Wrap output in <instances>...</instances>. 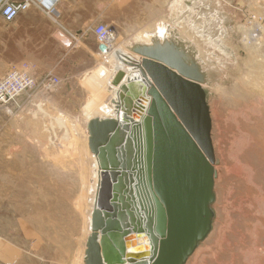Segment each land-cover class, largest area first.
<instances>
[{"label": "rangeland", "instance_id": "1", "mask_svg": "<svg viewBox=\"0 0 264 264\" xmlns=\"http://www.w3.org/2000/svg\"><path fill=\"white\" fill-rule=\"evenodd\" d=\"M238 4L233 10L234 27L226 31L233 34V30L235 36L229 50L223 44V27L216 29L215 36L202 30L208 46L220 50L211 54L200 48L199 55L207 81L202 87L210 111L212 155L218 162L213 165L217 174L211 229L184 264H264V0H239ZM142 8L150 11V0H143ZM136 15L133 8L124 6L119 19L107 22L123 53H131L128 45L154 41L152 34L158 27L134 33ZM258 22V38L250 39L249 30ZM103 62L98 56L93 68L72 80L63 103L54 108L38 104L33 116L32 129L39 134L34 149L24 145L26 151L18 154H2L0 149L1 239L23 245L32 238L20 235V229L44 224L45 232L32 235L55 240L65 258L72 255L74 264H83L95 168L85 130V108L92 94L85 75Z\"/></svg>", "mask_w": 264, "mask_h": 264}, {"label": "water", "instance_id": "2", "mask_svg": "<svg viewBox=\"0 0 264 264\" xmlns=\"http://www.w3.org/2000/svg\"><path fill=\"white\" fill-rule=\"evenodd\" d=\"M130 50L142 57V80L115 73L118 119L87 124L100 179L83 264H184L213 220L218 160L205 74L172 39ZM144 98L138 122L135 102Z\"/></svg>", "mask_w": 264, "mask_h": 264}, {"label": "crops", "instance_id": "3", "mask_svg": "<svg viewBox=\"0 0 264 264\" xmlns=\"http://www.w3.org/2000/svg\"><path fill=\"white\" fill-rule=\"evenodd\" d=\"M37 1L39 5H30L12 21H5L0 14V79L8 68L24 61L34 65L31 72L36 79L33 90L21 94L5 108L0 107L2 154H18L25 150L24 145L33 149L38 145L39 134L32 129L36 107L45 103L54 108L55 104L63 103L70 94L68 85L72 80L98 63L97 42L90 28L96 22L108 24V21L119 19L121 7L129 6L137 12L134 33L170 26L174 31L170 39L174 38L176 44L189 51L203 69L200 48L211 54L220 50L208 46L202 30L213 31L211 36H215L216 29L223 27L222 40L227 50L230 49L228 44L235 42L234 31L233 34L226 31L234 27L233 10L238 7L239 0H150V11L142 8L143 0ZM49 7L51 14L46 11ZM61 26L80 37L77 43L66 38ZM197 27L198 30L193 31ZM134 45L137 44L128 45L129 52L133 53L130 48ZM48 73L60 78L61 83L55 89L44 91L38 82ZM45 229L40 223L20 229V235L27 233L32 238L23 245L0 238V264H74L72 255L64 257L61 244L32 235L45 232Z\"/></svg>", "mask_w": 264, "mask_h": 264}, {"label": "built area", "instance_id": "4", "mask_svg": "<svg viewBox=\"0 0 264 264\" xmlns=\"http://www.w3.org/2000/svg\"><path fill=\"white\" fill-rule=\"evenodd\" d=\"M58 1V0H56ZM38 4L37 0H0V14L5 21H12L21 12L27 10L30 5ZM39 5V4H38ZM51 7L46 11L51 14ZM254 18V17H252ZM260 27L259 22L254 23V29L249 30L248 37L250 39H257L258 29ZM65 32V36L68 40L74 43L80 39V37L73 32L65 29L61 26ZM94 38L97 42L96 53L103 59V65L106 67L107 78L114 76L118 71H124L126 75L133 70H142L141 60L142 57L137 55L134 58H130V63H127L124 59V54L119 50V45L116 39V33L114 28L110 24H104L100 22L93 23L90 28ZM131 54V53H130ZM122 63V64H121ZM34 65L28 62H21L17 66H11L5 71V74L0 79V107L5 108L10 103H14L18 96L24 94L35 88L36 79L32 75V69ZM142 78V77H141ZM58 77L48 73L47 76L41 78L38 82L39 87L42 90L48 91L54 89L59 84Z\"/></svg>", "mask_w": 264, "mask_h": 264}, {"label": "bare ground", "instance_id": "5", "mask_svg": "<svg viewBox=\"0 0 264 264\" xmlns=\"http://www.w3.org/2000/svg\"><path fill=\"white\" fill-rule=\"evenodd\" d=\"M170 26L168 25H164L159 27L156 34H152L153 35V39L154 40H159L160 43L164 42V41H168L172 35V33L174 32L172 28L169 29ZM194 28V27H193ZM195 30V29H194ZM193 30V31H194ZM149 38V37H148ZM159 38V39H158ZM174 40V38H173ZM152 45V44H151ZM119 50L121 51L122 54H124V59L125 61L128 63H130V57L134 58L135 56L137 57V55H134V54H130V53H126L124 51L123 53V49H121L120 47H118ZM140 56V55H139ZM122 64V63H121ZM124 65H126L125 63H123ZM132 64V63H130ZM96 71L94 72H90V73H87L85 75V78H86V84L89 86V89L91 88V96L89 97V99L87 100V104H86V113H87V120H86V123H85V130L87 131V138L89 136V130H87V124L88 122L91 120V119H94L95 117H99V118H104V117H114L116 119H118L119 115L117 114L118 113V109H116V103L114 102V100H118L117 99V88L118 87H115L113 86V84H111V79L113 76L107 78L106 76H104L106 74V67L104 65H101L99 64L97 66V68L95 69ZM141 71L138 69V70H133L131 72L128 73V80L132 81V80H135V81H138L139 79L142 80L141 78ZM207 81H205L204 83H206ZM204 83H201L202 85H204ZM204 89V88H203ZM204 92H205V89H204ZM205 95H206V92H205ZM149 100L146 98H144L143 100H141L140 102H135L136 105L138 106V117L135 118L136 121L140 122V120H142V117L143 115L145 114V111H146V108H147V105H148V102ZM84 109V111H85ZM262 125H264V121L262 123ZM264 129V126L262 127ZM263 132V131H262ZM261 132V135H263L264 133ZM246 133V132H245ZM249 134V133H248ZM260 134V133H258ZM245 137V136H244ZM243 137V138H244ZM250 137V136H249ZM248 138V137H247ZM259 138L261 137H258L256 139L259 140ZM253 139V138H252ZM255 139V138H254ZM255 139V140H256ZM249 140H247L246 142H248ZM251 141V140H250ZM260 141V140H259ZM257 141V142H259ZM262 141L263 138H262ZM261 141V142H262ZM245 142V143H246ZM255 141L252 140V143H254ZM251 143V142H249ZM258 144V143H257ZM254 145V144H253ZM263 146V144H261ZM244 146V144H243ZM246 146H248L246 144ZM256 146V145H254ZM251 147V146H250ZM253 147V146H252ZM257 147V146H256ZM264 147V146H263ZM245 148V147H244ZM248 148V147H247ZM254 148V147H253ZM243 149V148H242ZM246 149V148H245ZM243 149V150H245ZM249 149V148H248ZM260 149V148H259ZM257 150V149H256ZM256 150H252L251 153L253 155H255V151ZM246 151V150H245ZM243 151V152H245ZM254 151V152H253ZM262 151V149H261ZM258 152V151H257ZM263 152V151H262ZM261 153V152H260ZM258 153V154H260ZM257 154V153H256ZM93 155V154H92ZM94 157V161H95V168L92 169L93 171V176H94V180L92 182V185H91V189L90 191H93V194L89 197V203H90V209H89V212H88V215L86 217V221H87V234L88 235L90 233V218H91V211L93 210V208L95 207V204H96V193H97V185H98V181L100 179V176H99V166H98V160H96V157L93 155ZM249 157V156H248ZM259 157V156H258ZM258 157H257V160H258ZM250 158V157H249ZM261 159V156L259 157ZM264 159V157H262ZM248 159V158H247ZM259 159V160H260ZM247 161V160H246ZM248 162V161H247ZM253 162V161H252ZM249 164V162H248ZM214 165V164H213ZM250 167V166H249ZM214 168V167H213ZM247 169V168H246ZM245 169V170H246ZM252 169V168H251ZM254 169V168H253ZM90 173V172H89ZM87 174V173H86ZM217 174V173H216ZM248 174V173H247ZM85 174H83V177H84ZM253 175V173H252ZM256 175V174H254ZM262 176V174H261ZM87 177V176H86ZM249 178V177H248ZM247 178V179H248ZM88 179V177L86 178V180ZM91 179V177H90ZM89 179V180H90ZM251 182V181H250ZM87 182H85L86 184ZM252 184V183H251ZM87 187V185H86ZM256 187V186H255ZM88 188V187H87ZM86 188V189H87ZM83 192V191H82ZM87 195V194H86ZM264 199V198H263ZM262 199V200H263ZM87 200V198H86ZM85 200V201H86ZM148 258V257H146ZM83 261H84V258H83Z\"/></svg>", "mask_w": 264, "mask_h": 264}]
</instances>
